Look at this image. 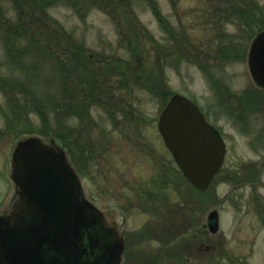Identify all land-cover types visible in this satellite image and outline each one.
Returning a JSON list of instances; mask_svg holds the SVG:
<instances>
[{"label": "rangeland", "instance_id": "374dc122", "mask_svg": "<svg viewBox=\"0 0 264 264\" xmlns=\"http://www.w3.org/2000/svg\"><path fill=\"white\" fill-rule=\"evenodd\" d=\"M37 1L40 3L41 0ZM230 1L241 9L254 6V16L251 18L258 20L253 24L251 32L240 33L242 40L236 42L239 52L232 49L233 58L219 61L218 67L209 63H190L184 59V55L182 59L172 55V39L162 29L144 0V3L126 0L125 3L131 5L132 11L130 9L126 15L124 8L120 10L121 16L125 18H114L97 8H90L86 14L78 15L70 8L69 0H48L42 10L35 9L34 3L29 4L28 8L27 1L0 0V10L6 22L1 21L6 29L8 26L12 27L10 30L17 29L13 27L14 23H19V26L21 21L25 23L33 9L30 19L34 21V28L27 24L30 31L40 27L42 35L52 36L58 27L63 28L72 37V44L76 42L86 48L88 63L94 68L96 66L95 69L116 62L121 65L122 71L120 62L123 61H131L136 65L142 61L144 66V60L133 59L123 43L125 33L128 34L125 30L134 29L135 18L130 16L133 12L136 21L152 34L164 50V67L157 68L156 73L161 75L172 97L180 94L195 103L225 140L227 153L224 167L204 198L184 180L158 130L159 117L172 97L163 105L164 98H156L141 83L130 81L126 83L127 94H123L126 99L122 100L124 105H121L125 106V112L112 115L98 107L91 110L95 129L93 139L101 146H107L108 150L99 151L87 164V161L77 159L81 169L80 173L77 172L86 197L101 211L117 215L116 222L128 244L125 260L128 254L131 258L128 263L124 260L123 264H264V203L261 204L264 174H261L260 169L264 163V89L254 84L247 64L251 43L264 30L258 26L260 21H264V0ZM155 2L175 35L184 34L185 30L200 42L205 36L204 23L208 20L209 7L216 0ZM242 20L251 21L246 15L238 17V22ZM227 28L230 35L236 31L233 26ZM2 31L0 27V86L12 80L24 82L20 70H25L28 65L24 66L23 62L28 64L36 54L23 58L22 46L25 43H5ZM41 33L35 34L39 36ZM17 34L24 37L23 32L18 31ZM61 44L58 53L65 50L63 40ZM241 44L246 46L245 52L241 51ZM215 47L211 42L209 51L216 50ZM11 51L14 55L9 54ZM155 58L153 53L145 54L148 65L141 70L143 77L151 74V69L156 66ZM19 62L21 69L16 67ZM47 68H43L40 80L45 83L44 86L52 83L51 87L56 91L57 79L51 75V68ZM117 68L111 66V70L116 73ZM112 81H116V78ZM17 95V92L0 90V212L9 209L16 192L10 171L11 157L17 142L24 137H41L31 132L38 129V118L27 113L26 107H21L22 96ZM235 97L246 100L243 102L248 107L246 116L234 103ZM15 101L20 102L18 112L11 105ZM232 110L235 111L234 115ZM18 116L22 118L20 124L16 121ZM27 118L31 119L33 127ZM236 121L244 122V125L238 126ZM76 124V119L71 122L72 126ZM57 144L67 152L62 143ZM153 190H159L155 200L143 198L144 195L152 197ZM197 202L202 213L194 217V223L188 231L179 233L173 241L162 245L157 240L145 241L140 238L144 230L150 237H160L162 225L157 223L156 217L159 211H186L189 205L193 211ZM213 210L220 213V231L216 235H211L207 228V216ZM169 253L176 257L168 256Z\"/></svg>", "mask_w": 264, "mask_h": 264}, {"label": "trees", "instance_id": "16d2710c", "mask_svg": "<svg viewBox=\"0 0 264 264\" xmlns=\"http://www.w3.org/2000/svg\"><path fill=\"white\" fill-rule=\"evenodd\" d=\"M9 1H27L28 3L26 6H28V8L29 4L33 5L34 3L35 9L40 8L41 10L44 6H47L45 4L48 2V0H41L40 3L37 0ZM139 1L142 2L143 0ZM144 1L148 3V6L161 24L162 29L166 31L169 34L167 35L172 39V49L170 48L171 54L180 56L181 59L184 55L186 61L194 64L202 65L209 63L211 65H218L219 67V61L225 62L232 59L234 56L231 53L232 49L238 51L239 47L236 42L242 40V38L239 37L240 33L248 34V31L251 32L253 24L258 20L256 18L252 19L254 16V6L241 9L240 6H234L236 3L232 5L233 1L216 0V2H212L209 7L208 20L204 23L205 36L199 42L196 37H192V35L185 30L184 34L180 33L178 36L175 35L169 26L168 20L162 16L155 0ZM125 2L126 0H69V6L76 11L78 15H84L90 8H97L114 18H118L119 16L125 18V16H121L120 10L122 11L124 8L126 11L123 13L126 15L130 9L132 11L131 5ZM230 6L232 7L230 8ZM32 12L33 9L31 13L28 14L29 19L27 18L25 23L21 21L20 26L19 23H14L15 26L11 25L17 29L10 30L12 27L8 26L7 30L1 21L2 19L3 22H6L3 19L4 13L0 10V27L3 29L1 35L5 37V43L23 41L25 43L22 46L24 50V54H22L23 58L36 54V57H33L28 64L23 62L24 66L28 65V68L25 70H20L22 73L21 75L24 76V82L12 80L10 83H3V85L0 86V90L4 92L6 89L12 91V93L17 92V96H22L21 102L23 106L21 107H26V112L36 115L40 122L39 126H37L38 129L31 132H36L46 140L53 139L56 140L57 143H62V146L66 148L71 158L70 160L73 166L80 173L81 169L79 168L77 159L87 161L85 163L87 164L99 151L108 150L107 146H101L93 139L95 134L93 131L95 129H93L94 124L92 122L91 110L94 107H98L112 115H114L115 112H125V106L121 107V105H124L122 100L126 99L123 95L124 93L125 95L127 94L126 83L130 81L141 83L144 89L150 90L156 98L161 97V100L164 98L162 100L163 105L172 97L173 94L165 85L161 75L156 73L157 68L160 69L164 67L162 63L164 61V50L160 47L161 45L157 43L152 34L136 21L134 13L131 12L130 16L135 18L133 22L134 29L130 31H128L129 29L125 30L128 34L125 33L123 43L130 51L133 59L141 58L144 60V66L142 61H140L138 65L135 63L133 64L131 61H123V63L120 62L123 66L122 71L121 65L116 62L105 64L102 66V68L105 67L104 70L98 67L95 69L96 66L94 68V66L92 67V65L88 63L89 55H87V51H85L86 48L76 42L72 44V37H69V35H67L68 33H66L63 28L58 27V31L52 36L42 35L40 27L30 31L29 26H31L32 29L34 28L32 25L34 21L30 19ZM243 15H246V18L251 20L250 23L244 20L238 22V17H243ZM228 26L235 27L236 31L233 35H230L231 33L228 32ZM258 26L260 30H263L264 21H260V25ZM18 31L23 32L24 37L20 35L17 36ZM35 33L41 34L36 36ZM62 37L65 50L62 53H58L59 48L63 45L61 44ZM16 39L18 40L16 41ZM211 42L216 46V50L214 49V51L210 52L209 48ZM71 49L73 50L72 53L69 52ZM147 49L148 51H146ZM245 50L246 46L241 44V51L245 52ZM147 52L155 54L156 58L154 64L156 66L153 68L155 71L151 69V74L143 77L141 70L145 69L143 67L148 65L145 60V54ZM9 54L14 55L13 51ZM191 57H193L192 60H190ZM20 64L21 62L16 66L17 69H21ZM112 65L118 66L117 73L111 70ZM30 66L32 69H30ZM47 66V69L51 68V75L57 79L56 91L52 89V83L48 86H44L45 83L40 80L43 68ZM115 78L116 81L113 82L112 79ZM143 79H145V81H143ZM119 82H121V85ZM19 103L20 102L15 101L11 104L15 109L17 108L16 112L20 109V107H18ZM112 107H114L115 110ZM75 119L77 124L72 126L71 122ZM112 119H114V117H112ZM27 120L30 126H32L31 119L27 118ZM16 121L20 124L22 118L18 116ZM31 132H29V134H31ZM25 134H27V131H25ZM165 189L166 188H164L163 191ZM152 192V197L144 195L143 198L150 201L155 200V198L159 196V190H153ZM199 193L204 198L207 195L206 192ZM163 202L166 204L165 201ZM198 202L194 205L193 211H191L190 205L186 207V211H159L160 213H157L156 217L158 218L157 223L162 225L160 237H150L144 230L140 234V238L145 241L157 240L162 245L173 241L179 233L182 234L188 231L189 226L194 223V217L198 216V213H202L200 211L201 206ZM155 204L156 203H154V205ZM152 214L156 215L153 212ZM191 214L193 215L191 216ZM155 231L159 234L156 230V226ZM126 245L128 246L127 243ZM168 256L173 258L176 257L171 253H169ZM129 261H131L130 254H128V259L125 260V263Z\"/></svg>", "mask_w": 264, "mask_h": 264}, {"label": "water", "instance_id": "95a60500", "mask_svg": "<svg viewBox=\"0 0 264 264\" xmlns=\"http://www.w3.org/2000/svg\"><path fill=\"white\" fill-rule=\"evenodd\" d=\"M247 64L254 84L264 89V30L252 41ZM158 130L183 177L204 193L224 166L226 144L187 97L174 95ZM17 199L0 215V264H122L125 238L117 223L89 201L69 156L53 139H21L11 159ZM111 215V213H107ZM211 235L220 213L207 216Z\"/></svg>", "mask_w": 264, "mask_h": 264}, {"label": "flooded vegetation", "instance_id": "af4514ba", "mask_svg": "<svg viewBox=\"0 0 264 264\" xmlns=\"http://www.w3.org/2000/svg\"><path fill=\"white\" fill-rule=\"evenodd\" d=\"M233 101H234V103H237V106H238V108H239V110H242V111H240L244 116H246V113H245V111L248 109V107H246V103H243V102H245L246 100H244L243 98H233ZM228 102V104H231V102L230 101H227ZM233 103V105H234V108L236 109V106H235V104ZM233 111V110H232ZM235 114V111H233V113H232V115H234ZM238 119V118H237ZM236 123H237V125L238 126H243L244 125V122L243 123H239L238 121H236ZM216 128V127H215ZM217 129V128H216ZM218 130V129H217ZM219 131V130H218ZM219 133H220V131H219ZM221 134V133H220ZM221 136H222V134H221ZM223 137V136H222ZM224 139V138H223ZM260 146V145H259ZM260 169H261V174H264V163H262L261 165H260ZM16 198H17V189H16V192H15V195H14V197L12 198V200H11V202H10V207H9V209L6 211V212H0V214L1 215H4V214H7L10 210H11V207H12V205H13V203H14V201L16 200ZM262 203H264V196H263V199L261 198V204ZM262 213L264 214V211H262ZM106 215V218H107V221L110 223V224H113L116 220H117V215L116 214H114V213H111V215L109 216V215H107V213L105 214Z\"/></svg>", "mask_w": 264, "mask_h": 264}]
</instances>
